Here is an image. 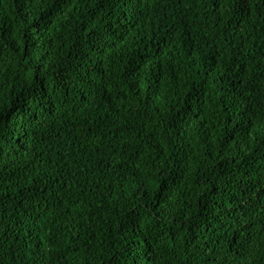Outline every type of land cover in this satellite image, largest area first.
Returning a JSON list of instances; mask_svg holds the SVG:
<instances>
[{
	"label": "trees",
	"instance_id": "trees-1",
	"mask_svg": "<svg viewBox=\"0 0 264 264\" xmlns=\"http://www.w3.org/2000/svg\"><path fill=\"white\" fill-rule=\"evenodd\" d=\"M0 264H264V0H0Z\"/></svg>",
	"mask_w": 264,
	"mask_h": 264
}]
</instances>
